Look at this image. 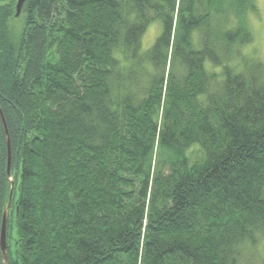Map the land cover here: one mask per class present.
Wrapping results in <instances>:
<instances>
[{
  "label": "trees",
  "instance_id": "trees-1",
  "mask_svg": "<svg viewBox=\"0 0 264 264\" xmlns=\"http://www.w3.org/2000/svg\"><path fill=\"white\" fill-rule=\"evenodd\" d=\"M14 4L7 263L244 264L264 236V63L242 53L254 0H25L18 35Z\"/></svg>",
  "mask_w": 264,
  "mask_h": 264
},
{
  "label": "rangeland",
  "instance_id": "rangeland-1",
  "mask_svg": "<svg viewBox=\"0 0 264 264\" xmlns=\"http://www.w3.org/2000/svg\"><path fill=\"white\" fill-rule=\"evenodd\" d=\"M1 3V2H0ZM255 11L249 13L248 23L252 42L242 49V53L247 58L264 63V0H254ZM14 30V35H18L22 27V19H12L10 22ZM162 32L160 21H153L141 38V50H149ZM197 34H192V41L195 45ZM208 63L205 64L206 67ZM15 189V185H14ZM13 190V194H14ZM14 237V234H13ZM242 262L244 264H259L264 262V236L260 238L253 247H247L243 251Z\"/></svg>",
  "mask_w": 264,
  "mask_h": 264
},
{
  "label": "water",
  "instance_id": "water-1",
  "mask_svg": "<svg viewBox=\"0 0 264 264\" xmlns=\"http://www.w3.org/2000/svg\"><path fill=\"white\" fill-rule=\"evenodd\" d=\"M25 0H17L15 5V18L19 17L21 13V9L24 5ZM0 121L3 128V133L5 137V143H6V174L7 179L9 182V199L8 203L5 206L2 218H1V224H0V254H1V264H8L7 263V227H8V208L10 206V202L12 199V194L14 190V180L11 177L10 169H11V146H10V139H9V133L7 129V125L4 119V115L0 109ZM18 208L15 207V213L17 214Z\"/></svg>",
  "mask_w": 264,
  "mask_h": 264
},
{
  "label": "flooded vegetation",
  "instance_id": "flooded-vegetation-1",
  "mask_svg": "<svg viewBox=\"0 0 264 264\" xmlns=\"http://www.w3.org/2000/svg\"><path fill=\"white\" fill-rule=\"evenodd\" d=\"M11 0H0V6L1 5H6L10 2ZM17 0H15L14 8L16 5ZM11 177H13V172H12V167L10 169ZM9 183L7 179V174H6V169H5V181L3 180L2 174L0 175V224H1V218H2V213L5 208V206L8 203L9 199V191H7V186L6 184ZM15 185V184H14ZM15 211V206H14V195L12 194V199L10 202V206L8 208V220L12 217L13 213Z\"/></svg>",
  "mask_w": 264,
  "mask_h": 264
}]
</instances>
